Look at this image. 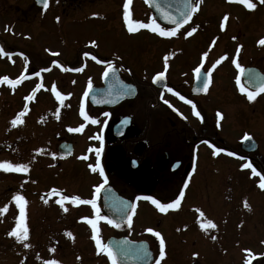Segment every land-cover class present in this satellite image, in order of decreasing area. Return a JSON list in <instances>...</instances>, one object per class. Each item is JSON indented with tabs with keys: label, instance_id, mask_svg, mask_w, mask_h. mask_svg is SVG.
<instances>
[{
	"label": "flooded vegetation",
	"instance_id": "af4514ba",
	"mask_svg": "<svg viewBox=\"0 0 264 264\" xmlns=\"http://www.w3.org/2000/svg\"><path fill=\"white\" fill-rule=\"evenodd\" d=\"M107 1L101 7L115 17L107 27V34L113 35V48L106 40L93 44L89 39L78 40L83 32L67 31L99 11L97 7L89 9L93 0H48L47 8L36 0H14L18 12L33 17V27L39 23L38 30L49 28L50 38L32 43V57L24 61L33 63L40 55L37 51L52 52L53 42L64 44L77 36L78 43L75 48H66L63 59L45 57V61L59 60L68 65L53 78L43 84L28 82L14 103L4 98V121L0 120L4 162L28 166L26 172L9 171L16 172L22 184L21 196L24 198L28 191L36 198L28 200L26 196V204H35L41 212L32 224L28 220L37 214L25 212L26 240L9 236L8 229L4 236V215L15 217V225L20 215L16 201L8 200L10 206L6 204L5 214H0V264H10L12 259L22 264L25 257V264H112L106 253L98 251L93 229L87 223L97 215L105 217L103 198L113 199L115 212L109 218L113 224L107 223L108 218L96 220L97 236L103 244L111 243L115 251L125 252L118 254L121 259L112 256L116 264H156L157 260L160 264H264V204H259L264 200L246 190L237 195L242 203L237 204L229 189L235 179L216 168L217 162L235 164L233 171L242 179L239 188L246 185V189L264 191L259 187L264 164L256 160L264 143V92L259 91L264 86V44L259 43L264 39V3L250 0L255 7L248 9L239 0H198V10L176 29V35L162 37L150 28L129 32L124 21L125 0ZM129 19L150 24L154 16L143 0H131ZM155 23L166 30L174 29ZM192 28L196 31L188 36ZM138 36L144 42L141 57H135ZM198 42H207L208 59L182 57L170 62L157 58L173 44L177 43L184 55ZM80 62H84L81 67ZM38 64L33 63L28 80L38 73ZM209 69L210 82L204 91V75ZM160 72L164 78L154 82ZM53 86L64 97L62 101ZM241 86L256 93L252 100L247 92L240 91ZM28 96L32 99L27 100ZM82 104L88 120L81 115ZM193 106L199 115L194 114ZM19 113H23L22 123L14 126L12 120ZM225 127H230L231 133H226ZM245 136L255 143V151L242 149ZM217 148L222 151L214 155ZM97 158L100 168L93 171ZM246 164L251 167H244ZM65 196H77L81 201L95 199L96 209L71 199L62 200V207L57 201ZM144 197L161 203L180 197V205L161 212ZM14 204L15 213H7ZM231 204H236L239 218L251 215L256 229L241 227L235 232V244L220 245L216 242L223 233L216 227L220 223L216 222L217 205L226 212ZM73 209L84 212L77 214ZM209 220L214 228L207 226ZM117 224L119 227L114 226ZM149 228L165 241L162 259L159 239L147 231ZM4 239L8 241L6 254ZM245 239L250 244H243ZM25 243L29 247L25 248Z\"/></svg>",
	"mask_w": 264,
	"mask_h": 264
},
{
	"label": "rangeland",
	"instance_id": "374dc122",
	"mask_svg": "<svg viewBox=\"0 0 264 264\" xmlns=\"http://www.w3.org/2000/svg\"><path fill=\"white\" fill-rule=\"evenodd\" d=\"M107 0H93V4L89 5V9H96L98 8V12H95L93 15L90 14L88 16V19L86 22L70 26L67 31H70L71 33H81L83 32V35L79 37L78 40H84L89 39L95 43H101L107 41V45L110 46V48H113L112 46V32L107 34V31L110 29H107V27L110 25L112 19L115 20L114 14L108 13L101 7L103 4L107 3ZM95 5V6H94ZM25 8H28V6H25ZM32 16L28 14H23L21 12H18L15 8L14 0H0V48L4 49V52L6 54L0 55V120L4 121V101L7 97V99L14 103L16 98L19 97V94L21 91L25 88V86L29 83H37L38 81L43 84L44 81L46 82L53 78L52 75H54L58 70L66 68L68 65H66L64 62L59 60H51V61H45V57L53 58V57H61L62 59L67 54L68 47L75 48V46L78 42L76 41L77 36H73L72 40H68L67 43L59 44L57 42H53L50 45V48L53 49L52 52L45 53L41 52L37 58L33 60V63L36 65L38 64L37 71L39 75H34L32 79H29V74L33 72V63L32 61H24L28 59V57H32L33 49L32 43H42L43 41H46L50 38V35L48 33L49 28H42L45 29L46 32L42 29L38 30L37 28L40 26L39 23L34 24V27L32 26ZM42 25V23H41ZM103 28V29H102ZM107 29V30H105ZM104 32V33H99ZM115 41L118 42L117 38H115ZM81 43V42H79ZM74 45V46H72ZM75 49H70V51H73ZM85 51V50H84ZM144 42L141 39V37L138 36V42L136 46V52L135 57H141L144 56ZM107 51H104V54H106ZM54 53L56 55H54ZM204 53H207V56H204ZM164 54V55H163ZM72 56H75L74 54ZM165 57L170 62H178L179 58L182 57H193V58H203L208 59L209 58V52L207 47V42H198L194 43L193 45H190L188 48V52L183 55V53H179L178 44H173L171 48H169L168 52H160L158 54L157 58L161 59ZM84 64V62H80L79 66L81 67ZM3 77H8L9 80H19V83L15 85H10L6 81H3ZM5 98V99H4ZM226 133H231L230 127H225ZM264 142V141H263ZM0 149L3 153V156L0 155V162H4V142L0 143ZM2 156V157H1ZM8 157V156H6ZM264 143L260 145L259 154L256 157L257 161H262L264 164ZM216 168L222 169L223 171H226V173L230 174L229 178L235 179V182L230 186V191L232 194V199L236 198L238 196H242L241 193L245 194L246 192L250 193V195L253 197L256 193L259 195V199L263 198L264 200V191H258V190H252L250 188L246 189V185L241 186L239 188L240 182L242 181L240 175L235 173L233 170L237 169L235 164H229L226 162H217ZM31 172V170L29 171ZM227 176H225V180H227ZM250 179V178H249ZM251 181H248V185H250ZM22 184L19 181V178L16 174V172L6 171L2 168H0V205L5 206L9 205L7 204L8 200L9 203L13 200L11 197L14 195H20L22 194L23 189L21 190ZM247 190V191H246ZM246 191V192H245ZM71 192V190H70ZM72 195H75V191L72 193ZM26 196H28V200H35L36 198L31 196V194H28V191L25 193L24 200L27 201ZM230 196V195H229ZM10 198V199H9ZM253 199H250L252 201ZM238 201L237 204H242L241 201L236 198L234 199V202ZM233 202V203H234ZM4 203V204H3ZM7 204V205H6ZM250 204V203H249ZM259 204H264L263 202ZM11 207L7 211V213H15V207ZM10 206V205H9ZM25 212L29 215L37 214L30 216V220H28L29 224H32V220L35 218L37 219L38 213L41 212L39 208L35 204H25ZM18 208V206H17ZM237 208L236 204L228 205V210L225 212L222 209V212L220 211L219 205H217V219L216 222H220L217 224L218 229H222L223 235L218 237L219 240L216 242L217 244H235L237 242V234L238 231L241 229V227H247L249 230H255L256 229V221L252 219L253 217L251 215H248V219H241L238 216V211L235 210ZM74 213H81L84 212L83 210H76L73 209ZM235 210V211H234ZM233 211V212H232ZM228 213V214H227ZM232 213V217L230 218V215ZM5 214V211H4ZM58 223V222H57ZM16 221L15 217L13 218L12 215H4V236L6 235L5 230L8 229V233L16 227ZM57 225V224H56ZM41 228H45V224L42 225ZM59 228V227H56ZM236 232V233H235ZM263 229L258 232V235H262ZM4 243V254L7 253L8 249L5 248L7 243L2 241ZM243 244H250L248 239H245ZM217 246V245H216ZM218 250V248L216 249ZM203 259L206 260L205 256L201 254ZM5 260V255H4ZM23 264L28 263L27 257L23 258L21 260ZM5 264V262H4ZM10 264H16L15 261L12 259L10 260Z\"/></svg>",
	"mask_w": 264,
	"mask_h": 264
},
{
	"label": "snow or ice",
	"instance_id": "6c2138e0",
	"mask_svg": "<svg viewBox=\"0 0 264 264\" xmlns=\"http://www.w3.org/2000/svg\"><path fill=\"white\" fill-rule=\"evenodd\" d=\"M38 2H41L43 7L47 8L48 0H38ZM130 2H131V0H125L124 5H123V8H124V21H125V23L127 25L128 31L129 32H135V31L138 30V28H150V30L152 32H154V33L158 32V34L160 36H162V37H170V36L176 35V29L181 27L182 24L187 23L191 19L192 14L194 12H196L198 10V7H199L198 0H183V8L178 10L179 11V15H180V19H175L174 17H172L170 15H165L164 16L165 19H169L173 24L176 25V28L171 29V30H166V29L156 25L154 20L150 24H145V23H142V22H139V21H135V22L131 21L129 19V4H130ZM146 2H148V0H146ZM239 2L244 3L245 6L248 9H253L255 7V5L250 2V0H239ZM261 2L264 3V0H261ZM57 19H59V18H57ZM225 19H227V17H225ZM223 27H224V25L222 23L221 24V28H223ZM195 31H196V29L192 28L191 31L187 32V35L191 36L193 34V32H195ZM94 43L95 42H93V44ZM259 43L260 44H264V39L259 41ZM237 51H239V49H237ZM3 54H6V53L4 52L3 48H0V55H3ZM54 55H56V54L54 53ZM85 55H87V53H85ZM204 56H207V53H204ZM93 59H95V57H93ZM220 59L222 60L223 57H221ZM216 63L217 64L220 63V60H217ZM233 63H236V61L233 60ZM213 67H215V65H213ZM237 67H239V65H237ZM110 69H111V65H109L108 69L105 70V73H104L105 76L108 75V72H109ZM73 70L80 71V69H73ZM195 72L197 74H199L200 73V68L197 67L195 69ZM210 72H211V69H209L208 73H205V75H204V81H203V90L204 91H207L208 84L210 82V77H209V73ZM36 75H39V73H36ZM164 75H165L164 72L158 73L157 76L153 78L154 82L156 80L163 79ZM3 81H6L10 85H15V84L19 83V80H9L8 77H3ZM237 84L238 85L240 84L239 78H237ZM167 90L169 92L173 91L171 88H168ZM240 91L241 92H247V97H248L249 100H252L254 98V95L256 94V93H254L252 91H247V89L244 88L243 86L240 87ZM259 91L264 92V86H261ZM53 92H56L55 86H53ZM56 95H57V98L59 100H61V101L63 100L64 97L62 95H60L58 92H56ZM26 99L27 100H31L32 96H28V97H26ZM180 99L184 100L185 98L183 96H181ZM185 102L189 103V104L192 103L190 100H187ZM165 103H168V101H165ZM193 111H194V114L199 115V113H196V111H195V106H193ZM22 115H23V113H19V114H17L15 119L12 120V124L14 126L17 123H22V121H21V116ZM81 115H84L83 104L81 105ZM218 116H219V113H218ZM84 119L88 120L89 117L84 115ZM92 123H96V121L92 120ZM68 130L69 131H80L79 128H77V129L69 128ZM245 139H249V137L245 136ZM220 151H222V150L217 148L213 154L215 155L217 152H220ZM228 154L229 155H233V153H228ZM97 155L99 156V150H97ZM85 159H86V157H85ZM244 167H251V165L250 164H246V165H244ZM0 168L4 169L6 171L11 170V171H17V172H26L28 170V166L27 165H21V164L13 165V164L8 163V162H0ZM99 168H100V163H99V158H97V163H96L95 167L92 168V170L96 171ZM253 172L256 175H259V173L255 172V169H253ZM101 175L103 176V171L102 170H101ZM185 186H187V184H185ZM259 187L264 189V177L261 178V182L259 184ZM99 190L100 189L98 187L96 189V191L99 192ZM182 196H183V191H181V193H180V197H182ZM180 197H178L177 199H175L174 201H172L170 203H161L160 201H158V200H156V199H154L152 197H144V199L151 200V202L159 209V211L167 212L169 209H175V208H177L180 205ZM68 199H71V201L73 203L80 202V203H85V204H91L93 209L94 210L96 209L95 199L81 201L80 198L77 197V196H73L71 198L66 197V196L62 197L61 200L57 201V203H60L61 206L63 207L62 200H68ZM13 200L16 201V204H17V206L20 209V215H19V217H17V225H16V227H14L8 233V235L9 236H15L17 238V240H26L27 237H28V229H27L26 225L24 224V220H25V208H24V205L26 204V201H24V198L22 196H20V195H14L13 196ZM245 207H247V204H245ZM132 208H135V205H132ZM6 210H7V206H5V208H3V209H0V214H2ZM64 210L67 211L66 208ZM201 215H203V213H201ZM103 219H107V218L103 217V216H99V215H97V217H96V220H103ZM96 220H93V219H88L87 220V223L90 224L92 229H93V237L92 238L96 241V245H97L98 251H103L104 253H106L108 255L109 259L112 260V264H116V261L112 258L113 254H112L111 249L107 245L103 244L99 240V238L97 236V223H96ZM107 223L113 224V221L111 219H108ZM128 223H129V225H131V215L128 216ZM114 226L119 227L118 224L114 225ZM207 226L208 227H213V228L215 227V225L210 220L207 221ZM201 227L204 228L205 224H201ZM20 230H22V231H20ZM147 231L153 233V235H155L159 239V249H160L159 255H160V258L162 259L165 256V241L163 240V238H161V235H160L159 232H154L153 229H151V228L147 229ZM68 235H71V234L68 233ZM213 239H215V237H213ZM24 247L27 248V247H29V245L27 243H25ZM194 255H196V254H194ZM22 264H23V262H22ZM46 264H57V262L56 261H46ZM156 264H160V260H157ZM245 264H249V262L245 261Z\"/></svg>",
	"mask_w": 264,
	"mask_h": 264
},
{
	"label": "water",
	"instance_id": "95a60500",
	"mask_svg": "<svg viewBox=\"0 0 264 264\" xmlns=\"http://www.w3.org/2000/svg\"><path fill=\"white\" fill-rule=\"evenodd\" d=\"M37 3L38 0H36ZM144 3L150 8V10L154 14V19L163 26H168L170 28H176V25L173 24L169 19H165V15H170L175 19H180L179 9L183 8V0H143ZM41 6H43L41 4ZM242 149L246 150L247 152H253L256 150L255 143L249 138L244 139L242 141ZM103 194V192H102ZM104 200V207L102 214L105 215L106 218H110L111 214L115 212L114 204H112V198H103ZM107 246L111 249L114 259H121L118 257V254L121 253L120 251H115L113 245L111 243H107ZM125 252H122L123 254ZM123 260V258H122Z\"/></svg>",
	"mask_w": 264,
	"mask_h": 264
}]
</instances>
